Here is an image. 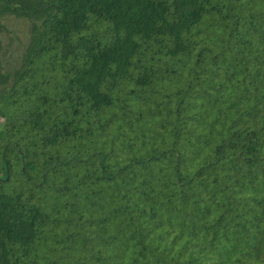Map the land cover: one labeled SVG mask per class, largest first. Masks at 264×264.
Returning a JSON list of instances; mask_svg holds the SVG:
<instances>
[{
  "label": "trees",
  "instance_id": "obj_1",
  "mask_svg": "<svg viewBox=\"0 0 264 264\" xmlns=\"http://www.w3.org/2000/svg\"><path fill=\"white\" fill-rule=\"evenodd\" d=\"M0 264H264V0H0Z\"/></svg>",
  "mask_w": 264,
  "mask_h": 264
},
{
  "label": "rangeland",
  "instance_id": "obj_2",
  "mask_svg": "<svg viewBox=\"0 0 264 264\" xmlns=\"http://www.w3.org/2000/svg\"><path fill=\"white\" fill-rule=\"evenodd\" d=\"M6 36L7 53L4 62L7 66H17L29 41V25L24 19L10 18Z\"/></svg>",
  "mask_w": 264,
  "mask_h": 264
}]
</instances>
